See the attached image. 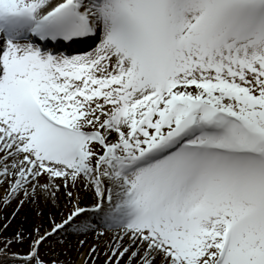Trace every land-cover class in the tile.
<instances>
[{
    "label": "snow or ice",
    "instance_id": "1",
    "mask_svg": "<svg viewBox=\"0 0 264 264\" xmlns=\"http://www.w3.org/2000/svg\"><path fill=\"white\" fill-rule=\"evenodd\" d=\"M0 189L72 205L0 264H67L89 211L105 264H264V0H0Z\"/></svg>",
    "mask_w": 264,
    "mask_h": 264
},
{
    "label": "bare ground",
    "instance_id": "2",
    "mask_svg": "<svg viewBox=\"0 0 264 264\" xmlns=\"http://www.w3.org/2000/svg\"><path fill=\"white\" fill-rule=\"evenodd\" d=\"M96 44L92 46H96ZM2 195L3 190L0 189V196ZM65 204L66 201L63 196H61V198L55 204H49L48 206H44L42 203L39 206L29 203L23 208L18 209V206L15 202L9 206L0 204V231H4L2 227L4 224H8L7 231L4 232L5 234L12 233L14 227L19 226L23 222H25L27 227H30L33 223L35 224L36 220L38 222L37 224H43V226H47V228H49L51 219H55L56 222L59 223L61 219L67 215L72 205L67 204V206H65ZM81 206L88 208L91 207V199L85 198ZM40 211L43 212L42 217L39 215ZM14 214L15 218H13ZM77 224L90 225L94 228V231H78L77 228L73 226L67 231L61 232L54 236L53 240H55L56 249L61 252V259L67 261V264H82L83 260L87 258L90 248L96 245L101 254L96 260L95 264H105V256L103 251L107 249L109 245V239L112 235V232L115 230H106L101 227L100 215L93 211H89L86 217H82L80 221H77ZM102 231H107L108 235L98 238V233ZM81 241L84 243L81 244Z\"/></svg>",
    "mask_w": 264,
    "mask_h": 264
},
{
    "label": "rangeland",
    "instance_id": "3",
    "mask_svg": "<svg viewBox=\"0 0 264 264\" xmlns=\"http://www.w3.org/2000/svg\"><path fill=\"white\" fill-rule=\"evenodd\" d=\"M89 208H91V207H89ZM87 220H92V219H87ZM38 222H37V220H36V222H35V224H37ZM34 223L32 224V225H35ZM21 226H23V227H27L26 225H25V222H23V223H21L19 226H16V227H14V230L12 231V233H5L4 235H6V236H8V237H11V235L13 234V232L14 231H17V229L18 228H20ZM44 228H47V226H44ZM47 247H50L51 249H53L54 251H53V255H56L57 253H59L60 255H61V252L59 251V250H57L56 249V243H55V240H50L49 241V245L47 246ZM62 256V255H61Z\"/></svg>",
    "mask_w": 264,
    "mask_h": 264
}]
</instances>
